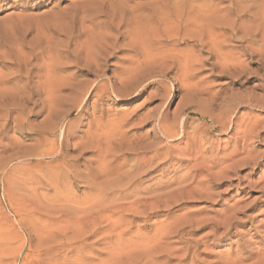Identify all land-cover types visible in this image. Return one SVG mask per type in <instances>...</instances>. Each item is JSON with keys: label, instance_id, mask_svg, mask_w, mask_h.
<instances>
[{"label": "rangeland", "instance_id": "1", "mask_svg": "<svg viewBox=\"0 0 264 264\" xmlns=\"http://www.w3.org/2000/svg\"><path fill=\"white\" fill-rule=\"evenodd\" d=\"M0 79V264H264V0H0Z\"/></svg>", "mask_w": 264, "mask_h": 264}, {"label": "bare ground", "instance_id": "2", "mask_svg": "<svg viewBox=\"0 0 264 264\" xmlns=\"http://www.w3.org/2000/svg\"><path fill=\"white\" fill-rule=\"evenodd\" d=\"M199 9V8H198ZM187 21V20H186ZM183 28H185V27H183ZM220 31V30H219ZM118 36V35H117ZM124 40V39H123ZM125 41V40H124ZM101 42V43H100ZM98 43V42H97ZM99 43H100V45L99 44H97V46L95 47V51H93L91 54H88L92 59H93V61H89V63H85V64H83V65H81V60L77 57V58H75V60L73 61V67L76 69V72L75 73H73V75L75 76V75H82V74H85V75H87V76H93L94 78H101V73H102V69H103V67H105L106 65H107V62H108V59H109V57L110 56H113L116 52V46L113 44H108L107 43V41L103 38V39H99ZM119 44V43H118ZM119 46H121V45H119ZM164 47V46H163ZM174 47V46H173ZM118 48V47H117ZM124 51V50H123ZM142 51V50H141ZM122 51H120V53H121ZM68 53V52H67ZM88 53V52H87ZM90 53V52H89ZM140 53V52H139ZM157 53V52H156ZM164 53V52H163ZM86 54V53H85ZM87 55V56H88ZM135 57V56H134ZM133 59V58H132ZM139 60V59H138ZM16 62V61H15ZM134 64V63H133ZM132 64V65H133ZM137 64H138V62H137ZM145 64V63H144ZM172 65V64H171ZM142 66V65H141ZM169 66H170V64H169ZM172 67V66H171ZM84 68H86V69H84ZM55 72V71H54ZM128 72H130V70L128 71ZM151 72V71H150ZM131 73V72H130ZM56 74V73H55ZM124 74H125V72H124ZM123 74V75H124ZM127 74V73H126ZM144 74V73H143ZM121 75V74H120ZM122 76V75H121ZM125 76V75H124ZM127 76L129 77V75L127 74ZM145 76V75H144ZM128 77H126V79H127V81L126 82H128V81H133L132 79L134 78V77H130V78H128ZM12 78V77H11ZM14 80L13 81H15V83L14 84H19V83H22V82H24V80H26L25 81V85L27 86L30 82H31V78H28V77H25V76H17V77H15V78H13ZM119 79L122 81V79L119 77ZM119 79H117V82L119 83L120 81H119ZM125 78L123 77V80H124ZM135 81V80H134ZM137 81V80H136ZM140 81V80H139ZM9 83H10V81H8ZM8 82H3V80L2 79H0V90H1V86L2 85H4L5 83H8ZM122 82H124V81H122ZM98 83V82H97ZM112 83H116V80H115V82H112ZM122 84V83H121ZM129 84V83H128ZM131 84V83H130ZM133 84V83H132ZM111 86V85H110ZM3 87V86H2ZM6 87V86H5ZM30 88V87H29ZM80 88V87H79ZM136 88V87H135ZM34 89H36V88H34ZM72 89V88H71ZM87 90V89H86ZM132 90V89H131ZM124 91V90H123ZM37 92V91H36ZM71 92V91H70ZM74 92H75V88H74ZM107 92V91H106ZM111 92V91H110ZM98 93V92H97ZM83 94V93H82ZM72 95V94H71ZM96 96H98V95H96ZM161 123H162V121H160L159 120V122H157L156 123V125H155V127H154V129L153 130H155L156 131V134L158 135V136H160V137H165V138H167V137H172L173 135H175V133L173 132V129H168V130H166L164 127H163V125H161ZM117 137L119 136V139L118 140H120V142H121V133L119 132H117ZM123 135V134H122ZM96 136V135H95ZM97 137V136H96ZM117 137H116V139H117ZM95 138V137H94ZM105 138V137H104ZM124 138V137H123ZM181 138L182 139H186V140H189L190 139V136L187 134V133H185L184 131L181 133ZM116 139H115V142H116ZM94 140V139H93ZM193 141H192V146L193 147H195V154L197 155V154H199L200 152V150L198 149V140H194V139H192ZM118 142V141H117ZM119 142V143H120ZM100 144V143H99ZM118 144V143H117ZM116 144V145H117ZM122 144H118V147H120ZM88 146V145H87ZM100 146V148H101V145H98V147ZM88 147H90V146H88ZM87 147V148H88ZM91 148V147H90ZM130 148V147H129ZM129 148H126V150L127 151H131V149H129ZM134 149H132V150H134V152H136V155H137V157H136V161L138 162V160L139 159H141V160H144V157H145V155L148 153V151L151 149V147L150 146H135V147H133ZM243 148V147H242ZM121 149V153H122V147L120 148ZM129 149V150H128ZM109 149H107V150H103V148L102 149H98V154H97V156H96V159H95V162L98 164V166H104L106 163H107V161H108V157H110L111 155H110V152L108 151ZM124 153V152H123ZM122 153V157H125V153L123 154ZM55 154V153H54ZM120 156V157H121ZM158 157L159 155H158V150H156L155 152H154V155L152 156V158H155V157ZM126 157H127V155H126ZM59 158V155L58 156H55L54 158H53V161H56L57 159ZM150 159H148V161H149ZM203 160V161H202ZM196 161H198V158H196V160H195V162ZM109 162H111V164H116V167H118V165L120 166V167H122L123 166V164H119L118 162H117V159L115 158V156H114V160L113 161H109ZM205 161H204V159H201V162H199V163H197V164H194V166H193V172H194V175L195 174H197L198 172H200V171H203V170H205V171H208V169H209V167L208 166H205V165H203V164H205L204 163ZM211 165V164H210ZM211 166H213V163H212V165ZM146 167V165H143V166H137V168H134V167H131L129 170L127 169V170H124V171H120L121 173L119 174V176H118V179H116V180H113V181H111V182H109V183H107L106 184V188L105 189H109V190H111V189H113V188H115V187H117V188H120V191H119V197L121 198V199H124V198H126L127 196H128V194H126L125 193V191H121V189H123V188H125V189H129V187L130 186H132L133 185V183H135V181H137V180H139L140 178H141V175L142 174H145L146 173V175L145 176H147V175H149L150 174V172L151 171H149V169H144ZM135 169V170H134ZM132 170H133V172H135L134 174H132ZM149 171V172H148ZM102 175V173L101 172H99V174L98 175ZM60 175V177H63L64 179H69V173H66V174H59ZM195 176H197V175H195ZM123 181H125L124 183H123ZM55 185H56V187H59L61 184L60 183H55ZM54 198H56V204H58V203H61L62 205H61V208H63V207H65L66 205V203H71V202H73L74 201V197H72V196H70V194H58V193H55L54 194ZM70 199V200H69ZM137 199V200H136ZM141 200H144V201H147V200H149V199H138L137 197L133 200V202L134 203H138V201H141ZM49 201H51L52 203L54 202L52 199H49ZM75 203V202H74ZM73 203V204H74ZM133 203V204H134ZM72 208V212L71 213H64V214H67V215H61V216H69L70 215V217L71 218H73V216H76V218H78V220H80V219H85V218H87L89 221H88V226H89V233L91 234V233H93V235L94 234H96V225H97V223H96V213H92V210H90V215H88V216H86V217H84V218H81V216H80V214L81 213H84L85 211H87L86 209H84L83 207H79V206H77V205H75L74 207H71ZM81 243V242H80ZM260 257V256H259Z\"/></svg>", "mask_w": 264, "mask_h": 264}]
</instances>
